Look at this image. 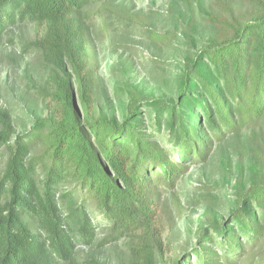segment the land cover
Returning <instances> with one entry per match:
<instances>
[{
    "label": "trees",
    "instance_id": "trees-1",
    "mask_svg": "<svg viewBox=\"0 0 264 264\" xmlns=\"http://www.w3.org/2000/svg\"><path fill=\"white\" fill-rule=\"evenodd\" d=\"M175 1L179 72L168 92L127 91L120 117L91 110L100 79L91 19L108 13L104 27L117 26L110 8L131 18L121 0H0V39L19 23L43 28L32 45L48 70L39 97L49 112L20 134L0 107V264H80V246L118 243L119 264H264V0ZM244 135L250 160L228 219L210 213L192 252L167 261L164 193Z\"/></svg>",
    "mask_w": 264,
    "mask_h": 264
},
{
    "label": "rangeland",
    "instance_id": "rangeland-1",
    "mask_svg": "<svg viewBox=\"0 0 264 264\" xmlns=\"http://www.w3.org/2000/svg\"><path fill=\"white\" fill-rule=\"evenodd\" d=\"M121 3L132 17H124L118 9L110 8L117 26L104 27L111 24L108 13L104 16L97 13L91 19L100 60V79L91 106L97 116L118 113L121 117L128 104L127 91L144 95L168 92L186 54L185 41L179 35L183 28L179 16L184 11L181 1L121 0ZM43 32L40 26L19 23L6 30L0 39V107L10 111L15 130L20 134L49 113L39 97L48 70L41 53L32 45ZM251 147L246 135L239 140L227 138L215 147L207 163L189 167L173 191L164 193L165 215L161 222L167 261L192 252L200 221L208 222L211 214L228 219L237 175L240 166L248 164ZM5 160L6 157L2 168ZM95 220L100 222L101 218ZM103 228L104 225L99 231ZM98 238L101 240L103 235ZM126 254L122 243L96 249L78 248L80 264L92 261L119 264Z\"/></svg>",
    "mask_w": 264,
    "mask_h": 264
}]
</instances>
